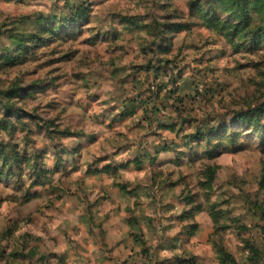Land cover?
I'll use <instances>...</instances> for the list:
<instances>
[{
  "label": "clouds",
  "instance_id": "obj_1",
  "mask_svg": "<svg viewBox=\"0 0 264 264\" xmlns=\"http://www.w3.org/2000/svg\"><path fill=\"white\" fill-rule=\"evenodd\" d=\"M0 5V122L17 129H0V142L19 144L17 151L29 158L16 171L17 182L27 183L38 164L50 184H63L67 193L73 173L91 166L89 174L98 173L97 186L110 192L114 189L104 183L106 176L122 180L126 171H143L147 179L137 177L136 184L145 187L135 198L151 197L145 206L154 217L141 243L148 255L137 249L129 264H157L164 254L157 243L189 253L187 229L182 232V223L169 219L189 207L178 201L200 191L196 181L208 180L204 170L215 172V161L243 151L249 161L244 171L239 165L229 169L222 184L217 172L207 190L215 194L206 198L201 192L190 223L197 224L201 216L214 220L212 229L202 232L216 253L210 264H264V40L252 45L253 36L264 31V0H221L213 7L217 24L209 23L213 13L204 15L208 0H17L16 9L0 0ZM172 14L189 28L179 34L169 30ZM225 23L230 27L223 29ZM90 32L107 41L105 50L80 48ZM32 36L56 41L49 51L55 48L57 55L65 50L73 55L57 65L59 71L44 69L35 77L26 69L47 59L42 49L26 53L23 65L5 64L3 58L19 56L17 45L30 44ZM162 43L170 44L171 52H161ZM236 48L251 55L237 57ZM241 59L252 62L249 71H225V62L239 64ZM37 78L43 87H28ZM197 131L200 135L193 138ZM176 161L180 173L192 174L183 194L180 189L158 191L176 179L169 166ZM87 181L88 175L81 176L76 196L66 195L71 209H53L63 215L58 227L45 224L42 231L28 229L27 235L0 227V264H59L53 251L67 254L64 264H92L93 251L112 247ZM164 205L171 207L162 210ZM73 216L82 223H73ZM216 225L225 227L216 232ZM83 228L91 232L81 239L77 233ZM138 231H144L143 222Z\"/></svg>",
  "mask_w": 264,
  "mask_h": 264
},
{
  "label": "rangeland",
  "instance_id": "obj_2",
  "mask_svg": "<svg viewBox=\"0 0 264 264\" xmlns=\"http://www.w3.org/2000/svg\"><path fill=\"white\" fill-rule=\"evenodd\" d=\"M13 9L17 7V0H5ZM209 8L208 12L204 13L205 16H209V13H213V7L219 5L221 0H208ZM3 5H0V11H2ZM190 9L198 10L197 4H191ZM169 24L167 27L169 30L175 31L177 34L184 32L189 28L187 21L181 20L175 14L167 17ZM209 23L217 24L218 17L213 13L209 16ZM226 26V28H224ZM229 28L228 24L225 23L223 29ZM222 29V30H223ZM63 30V26H61ZM42 31H48L46 27L42 25ZM83 36L84 34L81 33ZM100 33L90 32L88 35L80 41V48L90 50L95 47H101L102 51L105 50L104 46L107 44L106 40H100ZM28 40L30 44L20 43L17 45V50H21L19 56H7L4 59V63L7 65H23L25 63L26 56L30 50L42 49L41 55L47 57L42 64H36L31 69H26L29 75L35 77L37 71L47 69L48 72L59 71L57 65L61 62L70 59L73 55L72 52L67 50L57 55V49L49 48L56 41L52 39H45L43 36H32ZM67 43V42H65ZM253 47H258L252 40ZM79 50V49H78ZM172 48L170 44L162 43L160 45L161 52H171ZM235 55L237 57H243L251 55L250 52L241 53L239 48L235 49ZM171 64V60L168 61ZM252 62L241 59V63L237 64L235 61L228 65L224 64L225 71L231 68L233 71H249L252 67ZM163 67V65L161 66ZM28 87L42 88L43 81L41 79H34L33 82L29 83ZM14 89H9L11 93ZM11 114V108L6 112V116ZM19 119V118H18ZM42 119V118H32ZM43 131V125L40 126ZM0 129H3L5 133L17 131L14 126H11L7 121L0 122ZM51 130L49 134H52ZM75 133H69L74 135ZM200 135L197 131L193 138ZM103 146V141L95 146L96 150H100ZM20 147L19 144H12L11 142L4 144L0 142V227L8 225V232L11 233L13 229L20 232L21 235H27L28 229L42 231L45 224H51L58 227L63 221V215L61 213L54 212L53 209L64 208L71 209L73 207L72 199H65L66 195L74 197L77 194V185L79 184L80 177L88 175V185L93 191H89L88 195L92 197L93 202L98 205L101 211L98 213L101 219L100 227L103 230L105 239H111L114 241L112 247L113 251H117L115 254L113 251L110 252L109 257L106 260H110L112 264H129L133 254L136 253L137 249H140L141 253L148 255V249L142 248L141 243L146 235H148V226L152 224L154 213L150 206H145V201H150L151 197L146 196L144 201L138 200L140 191L145 186L136 184L137 177L140 179H147L146 173L137 169L136 172H127L124 179L113 180L111 176H106L104 183L112 187L113 191H106L104 188H100L97 185L100 183L96 179V175L89 174L91 172V166H88L84 172L76 171L71 177V188L66 193L64 191L63 184L51 185L50 181L46 178L47 174L39 169L38 164L33 166V173L28 177L27 183L17 182L16 171L20 169V166L27 165L29 158L27 155H21L17 149ZM191 152V149H189ZM106 154L102 155L101 158H105ZM246 153L243 151L239 153H233L222 157L215 161L214 172L212 167L205 169L209 176L208 180L196 181V186L200 191H197L195 195H185L182 201L179 203L187 202L188 208L179 217L169 216V219H174L182 223L183 232L187 229V235L191 238V247L195 248V251L189 249V253H185L182 249H179L175 244L169 245L167 249L163 248L162 245L157 243V248H160L164 252L157 261V264H197L200 260H205L206 264H210V260L215 256V250L212 243L207 242V235H202L204 229L211 230L214 224L213 218L208 216H201L197 224L193 225L190 223L192 217L189 215L190 212L195 211L199 208V205H195V199L204 192L206 198H210L215 193H209L207 190L211 188L213 179L216 178L217 172L220 173V183H223V176L227 174L228 170L239 165V170L244 171V166L249 163L245 158ZM213 157L209 160L204 161V164H208ZM197 165L200 161L197 159L194 161ZM170 167L176 170V179L168 180L158 187V191L164 193H173L177 189H180L179 194H183V186L187 183L191 173L187 175L180 173V162L176 161L169 164ZM106 169L110 166L106 165ZM203 174V172L201 173ZM171 176V173L169 174ZM34 177V178H33ZM64 179L63 177L61 178ZM136 184L135 188L130 189L128 185ZM153 187H156L154 184ZM218 191V189H217ZM104 192V195L101 193ZM228 201H222L227 203ZM170 205H164L163 209H170ZM216 205H213L215 208ZM73 223H81L79 216H73ZM141 222L144 224V231H138ZM221 227L225 225H216L215 231L219 232ZM84 229V228H83ZM82 229V231H83ZM90 232L91 230L88 229ZM84 232V231H83ZM55 240V238H54ZM230 242V241H229ZM56 252L53 251L50 255L55 258ZM112 254V255H111ZM18 255V254H17ZM45 258L41 257V261ZM106 262V261H104ZM104 262H102L104 264ZM101 263V264H102ZM98 264V263H97Z\"/></svg>",
  "mask_w": 264,
  "mask_h": 264
},
{
  "label": "crops",
  "instance_id": "obj_3",
  "mask_svg": "<svg viewBox=\"0 0 264 264\" xmlns=\"http://www.w3.org/2000/svg\"><path fill=\"white\" fill-rule=\"evenodd\" d=\"M83 231H81V233H77V235H80L81 236V239H84V235L82 233H88V234H90V231L88 230V228H84ZM92 248L95 249V245H93ZM112 251H113L112 248L97 249V250L93 251L92 256H90L89 259L92 261V264H97V263L98 264H101L104 261H106V262H104V264H112L109 259L106 260V257H109L110 252H112ZM113 252L115 254H117V251H113ZM97 253L99 254V257H100L99 259H96L95 258L96 255H97ZM106 253H108V254H106ZM54 257L55 258H57V257L59 258V264H64L65 260L67 259V254L66 253H64V254H58L56 252V254H55Z\"/></svg>",
  "mask_w": 264,
  "mask_h": 264
},
{
  "label": "trees",
  "instance_id": "obj_4",
  "mask_svg": "<svg viewBox=\"0 0 264 264\" xmlns=\"http://www.w3.org/2000/svg\"><path fill=\"white\" fill-rule=\"evenodd\" d=\"M230 27V25H228ZM226 28V26L224 27ZM237 29H232L233 32H235ZM231 35V33H230ZM260 40H264V31H261L260 33L253 36V41L256 45H258ZM181 264H186L185 262H182Z\"/></svg>",
  "mask_w": 264,
  "mask_h": 264
}]
</instances>
